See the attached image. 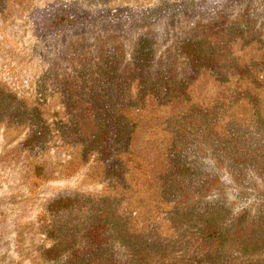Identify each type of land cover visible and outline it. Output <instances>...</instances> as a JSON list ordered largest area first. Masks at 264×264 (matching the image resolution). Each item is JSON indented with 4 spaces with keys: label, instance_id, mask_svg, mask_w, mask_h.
Masks as SVG:
<instances>
[{
    "label": "rangeland",
    "instance_id": "374dc122",
    "mask_svg": "<svg viewBox=\"0 0 264 264\" xmlns=\"http://www.w3.org/2000/svg\"><path fill=\"white\" fill-rule=\"evenodd\" d=\"M184 1L0 0V264H264V0Z\"/></svg>",
    "mask_w": 264,
    "mask_h": 264
},
{
    "label": "trees",
    "instance_id": "16d2710c",
    "mask_svg": "<svg viewBox=\"0 0 264 264\" xmlns=\"http://www.w3.org/2000/svg\"><path fill=\"white\" fill-rule=\"evenodd\" d=\"M254 1H256V0H204V1H201V0L186 1L185 0L184 2L185 3L188 2L193 6H195L201 2V3H203V5L200 6V9H202L204 11H207V10L211 11V10H216L219 8L233 7V6L241 5L243 3H251ZM172 7H179L178 10L182 9V5L178 6L177 3L175 4L171 1H165L163 3V5H161L159 8L155 7L156 10H154V8H145V9H142L140 11V10H136L134 8H131V7H123L120 9H111L110 11H106L102 14H99L97 16V21L105 20V19L114 20V19H119V18H131V17H134L135 15H138V14H141V16H145V14H146L147 17H149V16H151V13L153 11L159 13L162 11H167L169 8H172ZM183 7H184V5H183ZM52 17H53L52 25L54 26L53 28H55V29L74 28L78 25H81L82 23H84L86 21L85 19L73 16L72 14H70L66 10H64V11L61 10L60 12H58L56 15H54ZM182 52L189 58L191 64L193 65V67L195 69L213 67V63H214L213 59L210 56H208L202 50L201 46H199V44H197V43H191V42L185 43L183 45ZM112 116L114 118H117L115 115H112ZM109 117H111V116H109ZM118 120H120V122H121V119H117V121ZM120 126L121 127L118 128L117 132L111 131V133L109 134V132L105 131L104 134H102V137L99 141V144H108L111 146V144H110L111 138H116V137L120 138V136H122L123 133L124 134L126 133V131H125L126 127L124 125H120ZM106 128H107V126L105 127V129ZM174 167L176 168L175 162H174ZM176 169L178 171H181L180 169L186 170L185 167H180L179 165L177 166ZM103 222L106 223V221H103ZM114 231H115V229L113 226L112 231L109 234H107L106 224H99V225H95V226L90 227L89 234H88V236L90 238V241L88 242L89 246H85L84 250L76 251L77 254H83L86 256L88 253H90L96 249H97V255L100 254L103 251L104 245H106L110 242L111 234ZM211 235H213V234H211ZM132 256H133L132 257L133 260H136L138 258L137 252L133 251ZM74 257H75L76 263H77L79 261V259L76 256H74ZM139 258H141V256ZM119 261H120V259L118 257L117 262H119Z\"/></svg>",
    "mask_w": 264,
    "mask_h": 264
}]
</instances>
